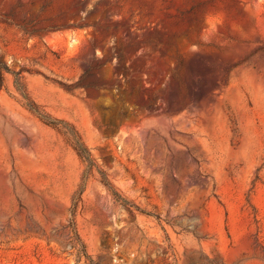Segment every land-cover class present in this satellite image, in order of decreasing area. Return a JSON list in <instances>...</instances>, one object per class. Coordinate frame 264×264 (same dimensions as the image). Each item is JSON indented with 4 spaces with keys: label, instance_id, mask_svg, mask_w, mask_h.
I'll return each mask as SVG.
<instances>
[{
    "label": "rangeland",
    "instance_id": "rangeland-1",
    "mask_svg": "<svg viewBox=\"0 0 264 264\" xmlns=\"http://www.w3.org/2000/svg\"><path fill=\"white\" fill-rule=\"evenodd\" d=\"M0 264H264V0H0Z\"/></svg>",
    "mask_w": 264,
    "mask_h": 264
},
{
    "label": "trees",
    "instance_id": "trees-1",
    "mask_svg": "<svg viewBox=\"0 0 264 264\" xmlns=\"http://www.w3.org/2000/svg\"><path fill=\"white\" fill-rule=\"evenodd\" d=\"M76 148H77V150L79 151V153L81 155L86 154L88 156L90 163H94V160L91 157V154H90V151H89L88 147L86 146V144L80 138H79V140H78V142L76 144ZM70 222H72V224H73V226H74V228L76 230L74 215L70 218ZM76 232H77V230H76ZM76 234L79 237V239L82 241V239L79 236V233L77 232ZM83 245L85 246L84 243H83Z\"/></svg>",
    "mask_w": 264,
    "mask_h": 264
}]
</instances>
